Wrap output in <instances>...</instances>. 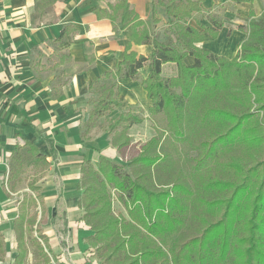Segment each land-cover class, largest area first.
I'll return each mask as SVG.
<instances>
[{
	"label": "trees",
	"instance_id": "obj_1",
	"mask_svg": "<svg viewBox=\"0 0 264 264\" xmlns=\"http://www.w3.org/2000/svg\"><path fill=\"white\" fill-rule=\"evenodd\" d=\"M109 7V18L120 23L128 44L116 67L90 83L100 95L90 104L85 127L121 106L118 80L132 78L152 101L155 135L128 170L104 157L82 165L78 205L91 226L87 243L96 248L100 264H264V10L258 16L250 10L247 38L228 58L198 45L215 40L224 26L214 16L210 26L199 21L201 1L152 0L149 20L139 17L130 0ZM159 7L171 32L164 40L156 32ZM133 43L153 48L138 55L130 50ZM169 63L176 72L165 77ZM104 78L111 82L100 85ZM142 121L131 112L110 121L108 132L119 151L131 144V126ZM39 161L48 163L31 142L18 147L8 176L12 191L25 164ZM36 181L28 184L35 195L25 192L19 201L13 264L27 263L30 254L31 264H53L49 237L38 213H30L38 206L43 210ZM112 191L128 218L114 213ZM7 253L0 231V263Z\"/></svg>",
	"mask_w": 264,
	"mask_h": 264
},
{
	"label": "crops",
	"instance_id": "obj_2",
	"mask_svg": "<svg viewBox=\"0 0 264 264\" xmlns=\"http://www.w3.org/2000/svg\"><path fill=\"white\" fill-rule=\"evenodd\" d=\"M197 1L204 7L198 15L202 24L210 26L209 18L213 16L224 23L215 40L198 45L217 55L235 57L248 35L246 28L239 27L249 24L244 18L257 6L263 8L264 0L239 4L230 0ZM114 3L0 0V231L6 241L16 242L14 220L19 204H12V196L19 190L10 189L8 176L18 147L29 141L48 162L46 173L36 185L43 202L38 221L49 237L51 249L83 261L90 246L85 238L92 232L83 226L84 211L78 205L82 165L101 157L124 160L113 145V133L108 132L110 121L122 114L131 112L143 118L129 129L131 144L142 145L154 136L149 119L152 101L139 80L132 78L118 80L121 106L85 127L90 104L100 95L90 83L116 67L128 44L120 23L109 18V6ZM130 4L141 19H151L152 0H130ZM157 18L156 32L164 40L171 32L162 7L158 8ZM152 48L133 43L130 50L148 55ZM185 61L192 63L193 57L187 56ZM167 68L176 72V65L169 63L164 65L163 74ZM140 72L147 77L148 67ZM110 82L104 78L100 85ZM146 130L148 138L144 137Z\"/></svg>",
	"mask_w": 264,
	"mask_h": 264
},
{
	"label": "rangeland",
	"instance_id": "obj_3",
	"mask_svg": "<svg viewBox=\"0 0 264 264\" xmlns=\"http://www.w3.org/2000/svg\"><path fill=\"white\" fill-rule=\"evenodd\" d=\"M263 10H264V7L262 8V6L259 5L256 7V11L254 10V12H255L256 16H258L261 14V12ZM251 18L252 17L250 15H248V17L244 18V19H246V20L249 19V21H250ZM249 21H248V23H249ZM245 28L248 29V24L246 26H244V29ZM174 72L175 71L173 69L171 70V69L167 68L165 73H164V76L165 77L172 76V74H174ZM139 132H140V130H139ZM139 132H135L136 136L140 135ZM150 132H152V131L150 130ZM144 133H145L144 137L148 138L150 136L148 130H146ZM154 135H155V133H154ZM141 146L142 145L135 144V143L130 144L127 148H125L124 150L121 151V155L124 157V160L123 161L119 160L117 163H119L124 168H126V170H128L129 161L131 160V158H133L140 151ZM23 168H24L23 173L21 174V177L18 180L16 189H15V191L19 190V192H18V194H15L14 196H12V198H13L12 204L17 205V206L19 204V200H21L23 198V194L26 191L29 192L30 194L35 195L34 192H32L28 188V184L34 180L38 181L39 177L46 173L47 165H45L41 161H39L37 163L27 162ZM112 192H113L112 194H113L114 213L117 215H121L125 218H128L126 207L119 200L117 192H115V191H112ZM34 212L38 213V219H39L40 218V212H41L40 206H38L37 208L36 207L31 208L30 213L32 214ZM31 234L36 235L37 233H36V231H33V232H31ZM3 235L5 237V234H3ZM5 243H6V248H7L8 253H7L5 261L1 262L0 264H6V262H9V264H13L14 256L16 254V247H15L16 242L11 241V240H8V241L5 240ZM82 248H84V244H83V247L81 246V249ZM95 252H96V254L92 257H82L83 261L76 260L75 255L70 256L67 254H63L62 252H53L52 261L54 264H92L93 260H97V263L100 264L96 248H95ZM157 257L158 258L162 257V254L158 253ZM32 261H33V256H32V254H30L29 259H28L27 263H25V264H31Z\"/></svg>",
	"mask_w": 264,
	"mask_h": 264
},
{
	"label": "built area",
	"instance_id": "obj_4",
	"mask_svg": "<svg viewBox=\"0 0 264 264\" xmlns=\"http://www.w3.org/2000/svg\"><path fill=\"white\" fill-rule=\"evenodd\" d=\"M83 226H84L86 229H88V230L91 229V226L88 225V224H86V223H83ZM95 254H96V252H95V248L89 246V247L87 248V250L84 252L83 256H84V257H92V256H94ZM52 262H53V261H52ZM53 264H54V263H53ZM92 264H98V263H97V260H93V261H92Z\"/></svg>",
	"mask_w": 264,
	"mask_h": 264
}]
</instances>
